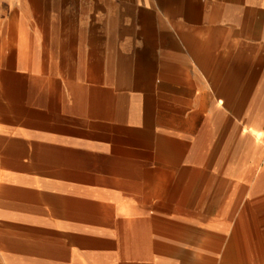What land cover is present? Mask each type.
Listing matches in <instances>:
<instances>
[{
    "label": "crops",
    "instance_id": "1",
    "mask_svg": "<svg viewBox=\"0 0 264 264\" xmlns=\"http://www.w3.org/2000/svg\"><path fill=\"white\" fill-rule=\"evenodd\" d=\"M0 27V264H264V0H0Z\"/></svg>",
    "mask_w": 264,
    "mask_h": 264
},
{
    "label": "rangeland",
    "instance_id": "2",
    "mask_svg": "<svg viewBox=\"0 0 264 264\" xmlns=\"http://www.w3.org/2000/svg\"><path fill=\"white\" fill-rule=\"evenodd\" d=\"M2 28H3V30H4V26H3ZM0 29H1V27H0ZM3 30H0V31H3Z\"/></svg>",
    "mask_w": 264,
    "mask_h": 264
}]
</instances>
